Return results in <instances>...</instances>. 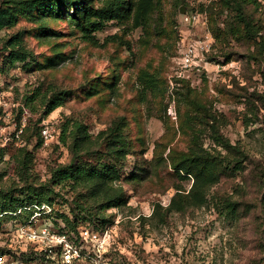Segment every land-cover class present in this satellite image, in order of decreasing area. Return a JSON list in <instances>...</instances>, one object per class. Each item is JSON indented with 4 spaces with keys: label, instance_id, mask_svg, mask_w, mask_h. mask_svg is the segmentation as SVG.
I'll use <instances>...</instances> for the list:
<instances>
[{
    "label": "rangeland",
    "instance_id": "rangeland-1",
    "mask_svg": "<svg viewBox=\"0 0 264 264\" xmlns=\"http://www.w3.org/2000/svg\"><path fill=\"white\" fill-rule=\"evenodd\" d=\"M51 1L0 0L16 14L0 31V193L25 201L19 210L31 204L29 187L47 189L43 204L57 226L72 236L108 232L106 261L92 248L99 264H264V0L245 3L255 35L222 0H120L128 10L116 18L105 13L117 0H70L54 6L62 14L42 15L37 3ZM20 33L31 54L12 64L9 41ZM190 45L197 55L186 68ZM56 97L63 100L47 113ZM214 130L242 151L228 160H244L243 169L229 170L205 206L163 221L173 196L192 186L176 167L194 170L184 164L193 138L227 154ZM115 135L127 155L110 150ZM79 161L115 166L118 176L78 190L55 182V171ZM112 198L119 204L105 209ZM17 210L0 214V253L19 243L18 224L34 212Z\"/></svg>",
    "mask_w": 264,
    "mask_h": 264
},
{
    "label": "trees",
    "instance_id": "trees-1",
    "mask_svg": "<svg viewBox=\"0 0 264 264\" xmlns=\"http://www.w3.org/2000/svg\"><path fill=\"white\" fill-rule=\"evenodd\" d=\"M70 0H52L48 5H43L41 3H37L40 6L42 15L43 12L47 11L48 8H51L55 11V14H62L59 12L60 9H57L58 12L55 10V5L61 6V3H69ZM126 1H113L112 4L109 5L107 9V13H105L108 18H116L119 16H122L125 14V12L128 10V6H126ZM222 3L225 7L231 8L233 11L237 14V19L239 23L243 24L245 27L246 32L249 35H255L256 34V24L252 20L249 15H247L245 11V3L246 0H222ZM75 4V3H74ZM128 4V3H127ZM60 8V7H59ZM85 10V9H84ZM16 20V14L12 12V10L9 9H2L0 10V31L13 25ZM98 24V23H96ZM101 27H98L97 29H100ZM48 31H42L39 36L43 35L45 36ZM22 33L17 34L16 36L12 37V39L9 41V48H10V61L12 64L16 62H26L29 58L31 52L25 49V46L23 45V38ZM62 97H56L53 101L50 102V105L48 107L47 113H50L54 111L61 102ZM211 119L210 118H203L201 124L203 126H210L212 128L213 126L210 125ZM80 128V127H79ZM202 131V130H201ZM67 130H63L62 135V141L64 143H67V137H66ZM118 135V134H117ZM115 135L113 140L108 143L109 148L112 152L117 153L119 155H127V148L129 144L126 142L123 136L119 137ZM79 139V137H76ZM213 140L217 144L218 147H221L223 151H226L227 154L223 156L222 152L218 151V148H214L211 150H208L204 148L203 144H199V138L198 136L194 137V146L193 153L188 155L184 163L189 164L190 166H193L194 170L187 169L185 171L186 174L180 173V167L183 166H177L179 176L182 179H188L191 175L193 178V183L190 188L186 192V190H182L181 192H177L173 198L171 199L170 204L166 207L165 211L166 214L163 216V221L165 220V217L173 212H185L190 207H203L205 206L209 201V192L212 189L213 186L218 184L222 177L225 176L229 170L239 171L243 169V163L244 160H237L235 161V165L231 167V164L233 162L228 160V156L232 154H236L233 151L239 150V147L237 145H234L225 138L219 131L214 130V134L212 135ZM125 150V151H124ZM240 153H242L241 150H239ZM217 153L220 155L218 156ZM6 154V148L0 147V158H4ZM29 152L26 153L27 156H30ZM26 161L24 162L25 165H28L32 162L31 157H25ZM184 172V171H183ZM114 176H118V170L115 166L112 165H105L102 168L98 167H89L85 163H81L80 161L77 163H70V165L62 167L55 171L53 177L55 179V182L58 184L66 182L67 184H72L73 190H78L79 187H87L92 188L95 184L94 183H107L109 178H112ZM31 192V197L28 199V203H34L37 202V204L42 205L45 201H50L49 199V191L47 189H40L36 188L34 186H31L28 188ZM50 190V189H49ZM51 191V190H50ZM82 195V194H81ZM85 199V197H82ZM19 198H14V196L11 195H2L0 193V214H4L5 212L9 211H15L19 207L20 204L24 203L25 201H21ZM119 199L112 198L109 199V201L104 205L105 209H110L112 207H115L119 204ZM233 203H229V206H231ZM163 208V207H162ZM235 212V210H232V214ZM14 214V213H13ZM62 217L65 218V220L71 224L70 219L62 215ZM54 222H55V217ZM86 218V217H85ZM104 224V222H102ZM76 227V226H75ZM77 229V228H76ZM79 230V229H78ZM0 254H4L7 257L14 254V249L10 248L9 253L5 249H1Z\"/></svg>",
    "mask_w": 264,
    "mask_h": 264
},
{
    "label": "built area",
    "instance_id": "built-area-1",
    "mask_svg": "<svg viewBox=\"0 0 264 264\" xmlns=\"http://www.w3.org/2000/svg\"><path fill=\"white\" fill-rule=\"evenodd\" d=\"M196 52L197 46L190 45L184 55V67L194 65ZM2 85H4V80L0 74V87ZM43 135L46 139L52 135L48 127L43 130ZM52 210L49 204L31 203L21 206L14 212V214H21L23 211H34L18 224L17 234L20 240L13 248L19 259L13 264H99L92 254L93 247L97 249L94 253L106 261L111 236L108 232L81 228L78 236L75 234L72 236L69 231L56 225ZM21 244H24V248L19 249ZM19 253L24 254L22 258ZM11 257L13 255L7 257L1 254L0 264H8Z\"/></svg>",
    "mask_w": 264,
    "mask_h": 264
}]
</instances>
